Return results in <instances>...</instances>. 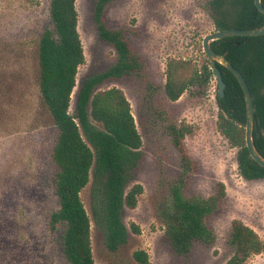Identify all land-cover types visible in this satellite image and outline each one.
<instances>
[{
    "label": "rangeland",
    "instance_id": "rangeland-1",
    "mask_svg": "<svg viewBox=\"0 0 264 264\" xmlns=\"http://www.w3.org/2000/svg\"><path fill=\"white\" fill-rule=\"evenodd\" d=\"M50 1L0 0V264H68L61 245L64 228L53 232L50 227L51 213L59 208L52 159L57 129L39 91L38 40L53 26ZM96 1L76 0L85 61L72 93V114L85 80L117 61L114 45L99 35ZM210 1L115 0L105 8L107 26L125 34L144 65L140 73L98 87L121 88L130 102L143 143L128 188L141 184L143 192L136 206H125L122 213L128 241L112 251L97 217L101 192L93 175L82 189L96 264H141L134 258L137 250L148 254L149 264H224L233 253L229 238L236 219L264 242V178L246 179L240 173L239 148L219 129L215 75L201 96L187 91L170 101L163 92L170 60L187 59L200 67L208 58L203 39L216 30ZM172 125L192 130L184 138L193 161L189 171ZM221 183L225 196L220 198ZM175 188L186 200L209 205L205 221L211 238L195 239L182 253L168 233ZM246 264H264V249Z\"/></svg>",
    "mask_w": 264,
    "mask_h": 264
},
{
    "label": "trees",
    "instance_id": "trees-1",
    "mask_svg": "<svg viewBox=\"0 0 264 264\" xmlns=\"http://www.w3.org/2000/svg\"><path fill=\"white\" fill-rule=\"evenodd\" d=\"M112 1L115 0H97L94 18L100 37L116 48L117 61L85 80L73 114L70 112L72 93L79 66L85 61L76 0L50 1L49 15L53 26L46 27L38 40L39 91L57 129L52 159L57 168L55 192L59 208L51 213L50 227L53 232L59 226L64 228L61 245L68 264H96L91 218L81 197V191L92 175L101 192L97 217L99 215L102 221L106 244L112 251L128 241L129 231L122 213L125 206L135 207L143 192L141 184L128 188L143 143L130 102L121 88L98 89L108 79L137 74L144 68L125 34L106 24L105 8ZM262 3L264 5V0ZM210 11L216 29L264 25V14L258 10L255 0H211ZM212 47L243 74L252 92L254 142L264 156V34L228 36L212 41ZM217 65L226 84L224 96H220L219 90L216 96L219 129L233 146L239 148L240 173L246 179L264 178V167L251 157L246 146L247 108L243 89L227 67ZM212 67L209 58L200 67L187 59L170 60L164 95L170 101H177L187 91L204 95L215 75ZM170 129L181 152L183 168L189 171L193 161L185 148L184 138L192 130L177 125ZM218 195L220 198L225 196L223 183ZM173 196L168 233L177 251L182 253L190 249L195 239L211 238L205 221L209 205L205 201L186 200L179 188L174 189ZM132 227L139 231L136 224ZM229 243L233 253L224 264H246L252 255L264 249L259 234L237 219L232 223ZM134 258L141 264H149L144 250L135 251Z\"/></svg>",
    "mask_w": 264,
    "mask_h": 264
},
{
    "label": "water",
    "instance_id": "water-1",
    "mask_svg": "<svg viewBox=\"0 0 264 264\" xmlns=\"http://www.w3.org/2000/svg\"><path fill=\"white\" fill-rule=\"evenodd\" d=\"M255 4L259 11L264 14V5L262 0H255ZM264 34V25L256 28H225L216 29L208 33L203 39V49L207 57L212 63V68L218 84L220 96H224L226 84L223 75L218 67V63L227 67L238 79L245 96L247 108V122H246V146L253 159H255L261 166L264 167V156L260 153L254 142L255 129V109L253 103L252 92L243 76V74L222 54L216 52L212 47V41L228 37V36H259Z\"/></svg>",
    "mask_w": 264,
    "mask_h": 264
}]
</instances>
